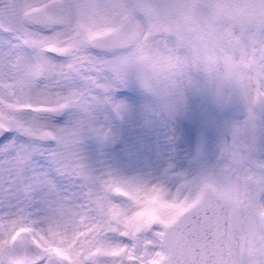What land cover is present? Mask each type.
Listing matches in <instances>:
<instances>
[{
    "label": "snow or ice",
    "instance_id": "1",
    "mask_svg": "<svg viewBox=\"0 0 264 264\" xmlns=\"http://www.w3.org/2000/svg\"><path fill=\"white\" fill-rule=\"evenodd\" d=\"M172 38L249 100L225 166L174 195L93 176L80 146L106 135L121 66ZM257 104L264 0H0V264H264V163L245 143Z\"/></svg>",
    "mask_w": 264,
    "mask_h": 264
},
{
    "label": "bare ground",
    "instance_id": "2",
    "mask_svg": "<svg viewBox=\"0 0 264 264\" xmlns=\"http://www.w3.org/2000/svg\"><path fill=\"white\" fill-rule=\"evenodd\" d=\"M201 71L202 68H193L183 81L180 91L186 102L166 97L165 93H150L145 88L137 86L136 83L140 82L138 74L129 75L126 78L132 91L124 97H111L108 93L110 103L98 122V127L103 128L106 135L86 136L80 146L83 162L90 173L102 180H108L103 175L106 172L104 161L111 158L113 161L109 162L111 166L107 168V172L113 176V180L118 176L119 179L116 178V181L132 184L135 182L139 185L142 179L150 176V170H154L163 160L159 159L160 149L164 152L170 151L178 148L180 143L186 144L190 152L194 147L199 148L200 144L202 146L207 144L208 139L211 143L216 141L211 133H216L220 116L224 113L223 107H219V104L216 105L212 100L210 85L201 75ZM131 84L135 85V88ZM118 112L127 114L128 118H120ZM139 120L144 123V126L147 122L150 128L156 129H152L153 138L148 137L145 141H139L134 137L133 129L129 128V125L136 127ZM122 121L127 126V136H122L118 132ZM159 122H164L165 125L161 129L155 127L156 125L159 127ZM170 130L174 131L171 135H169ZM120 137L124 140L123 142ZM215 146V143L208 146L211 155L206 153L201 155L198 173L204 174V177L217 173L221 169V162L215 159L213 154ZM179 169L186 179L187 175L193 172L188 171L185 162ZM157 183L161 186L159 181ZM180 183L184 184L182 181ZM178 185L179 183L174 186L171 193Z\"/></svg>",
    "mask_w": 264,
    "mask_h": 264
},
{
    "label": "rangeland",
    "instance_id": "3",
    "mask_svg": "<svg viewBox=\"0 0 264 264\" xmlns=\"http://www.w3.org/2000/svg\"><path fill=\"white\" fill-rule=\"evenodd\" d=\"M137 19L141 22L144 21V17L142 15H137ZM170 42H175L174 38H172ZM102 52L103 50H98L96 54L104 55V53ZM201 72L203 78H205L206 82L210 85V93L212 100L215 101L216 105L218 103L219 107H223L224 113L220 116L221 119L217 127L215 126L216 133H211L216 141H213L211 143L210 139H208L207 144H203L204 147L202 146V144H200L199 148L194 147L190 152L189 148L186 147V144L182 145L178 142H175L179 144L178 148H174L170 151L165 152L163 151V149H160L161 152L159 155V159H163L159 163L160 165H158L154 170H150V176H147L142 179L139 185L134 182L135 185L139 187L149 188L161 187L165 189L168 193L174 195L177 191L181 190L179 189V187L182 188V186H184L185 184L195 182L196 180H200L204 177V174L200 175L198 173V165L201 161V155H204L205 153L210 154V152L208 151V146L210 144L214 145V143L216 144L213 149V154L215 155L214 157L215 159H218L219 162H221V168L225 166L226 160L224 157V146L232 143L234 130L244 126L249 121L250 103L249 100L245 98L242 90L238 85L234 83H229L221 86L218 81L204 69H202ZM129 75L135 76L137 75V73L133 71L130 72ZM108 78H112L111 73L108 75ZM136 84L137 86H141L142 88H144L141 82H138ZM131 85L133 86V88H135V85ZM129 91H132V87L129 85L128 80H126L124 83L114 86L109 93L111 97L113 96L116 98H120L127 95ZM168 96L172 99L175 98L180 102H186V99H184V96L181 91L174 95L167 94L166 97ZM225 107L226 110L224 111ZM251 111L254 112V126L252 127L248 137L246 138L245 143L249 144L252 148L251 157L253 159V162L259 165L261 163H264V104H257L253 106ZM117 114L120 116V118H128L127 114L125 113L122 114L121 112H118ZM158 125L159 127L157 125L155 127L159 129L165 126L164 122H159ZM129 128L133 129L134 137L139 141H145L148 137H154L152 129L155 128H150L147 122L144 126V123L140 122L139 120V123L136 127L129 125ZM184 128L185 127L183 125V130ZM118 132L122 136L128 135L127 126H125L123 121L121 123V126L118 127ZM173 132V130H170L169 135H171ZM120 139L122 142L124 141L121 137ZM110 161L113 160L111 158H108L106 159V161H104L106 172H104L103 175L104 177H106V179L113 180V176H110L111 174L107 172V168L111 166L109 164ZM183 162H185L189 172L193 171L192 174L187 175V179L182 176L183 173L179 169V167L183 165ZM101 177L103 176L101 175ZM116 178L119 179L118 176H116ZM116 178H114V180ZM158 181L161 186H159V184L157 183ZM181 181L184 184L180 183ZM177 183H179V185L176 186L174 192L171 193L172 189Z\"/></svg>",
    "mask_w": 264,
    "mask_h": 264
},
{
    "label": "clouds",
    "instance_id": "4",
    "mask_svg": "<svg viewBox=\"0 0 264 264\" xmlns=\"http://www.w3.org/2000/svg\"><path fill=\"white\" fill-rule=\"evenodd\" d=\"M151 43V38L149 40ZM133 52V49H128ZM169 59L170 65L163 71H154L153 63L158 59ZM198 68L191 59L190 54L174 44H169L168 48L153 47L145 59L132 55L120 68V75L123 81L126 80L130 72H136L142 86L150 93H166L174 95L182 89L183 81L188 73ZM158 212H164L163 206H155Z\"/></svg>",
    "mask_w": 264,
    "mask_h": 264
}]
</instances>
